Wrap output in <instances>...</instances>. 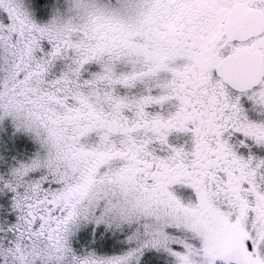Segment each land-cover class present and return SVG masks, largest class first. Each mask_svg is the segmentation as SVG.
Listing matches in <instances>:
<instances>
[{"label":"snow or ice","instance_id":"1","mask_svg":"<svg viewBox=\"0 0 264 264\" xmlns=\"http://www.w3.org/2000/svg\"><path fill=\"white\" fill-rule=\"evenodd\" d=\"M0 264H264V0H0Z\"/></svg>","mask_w":264,"mask_h":264}]
</instances>
